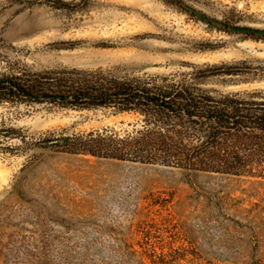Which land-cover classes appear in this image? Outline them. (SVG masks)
Returning <instances> with one entry per match:
<instances>
[{
  "label": "rangeland",
  "instance_id": "1",
  "mask_svg": "<svg viewBox=\"0 0 264 264\" xmlns=\"http://www.w3.org/2000/svg\"><path fill=\"white\" fill-rule=\"evenodd\" d=\"M183 4L264 30V0H0V81L77 71L264 92V38ZM5 92L0 264H264V179L107 158L138 116Z\"/></svg>",
  "mask_w": 264,
  "mask_h": 264
},
{
  "label": "trees",
  "instance_id": "2",
  "mask_svg": "<svg viewBox=\"0 0 264 264\" xmlns=\"http://www.w3.org/2000/svg\"><path fill=\"white\" fill-rule=\"evenodd\" d=\"M242 72L240 67H232L226 74ZM163 82L149 85L140 79L119 80L97 72L74 71L25 85L0 81V99L8 90L32 100L42 97L41 101L78 109L105 107L138 116L141 127L133 136L118 145L103 146L107 158L264 179L263 91L212 95L198 83ZM80 141L72 139L70 143Z\"/></svg>",
  "mask_w": 264,
  "mask_h": 264
},
{
  "label": "water",
  "instance_id": "3",
  "mask_svg": "<svg viewBox=\"0 0 264 264\" xmlns=\"http://www.w3.org/2000/svg\"><path fill=\"white\" fill-rule=\"evenodd\" d=\"M182 7L189 13L195 15L197 18L205 21L206 23H209V24H212L214 26H217L221 29H225V30H228L230 32H233V33H240V34H245V35H250V36H256V37H262L264 38V30H259V29H254V28H249V27H237V26H227L223 23H220L218 21H215L201 13H198L197 11H195L194 9L186 6V5H182ZM34 100L35 99H39V100H42L43 98L42 97H34L33 98ZM71 140H62V141H54V142H51V144H56V143H66V142H70Z\"/></svg>",
  "mask_w": 264,
  "mask_h": 264
}]
</instances>
